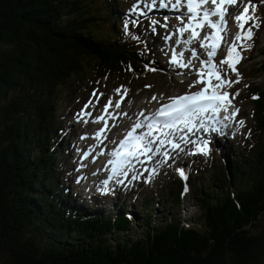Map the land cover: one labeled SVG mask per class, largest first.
<instances>
[{
	"label": "trees",
	"instance_id": "obj_1",
	"mask_svg": "<svg viewBox=\"0 0 264 264\" xmlns=\"http://www.w3.org/2000/svg\"><path fill=\"white\" fill-rule=\"evenodd\" d=\"M116 7L113 0H0V264H264V88L259 141L232 154L230 172L216 169L197 191L199 223L185 226L168 213L155 224L151 211L131 237L127 211L86 212L64 197L63 89L89 75L106 82L141 75L149 64L139 28L124 34ZM173 185L167 199L178 205L184 184L173 178Z\"/></svg>",
	"mask_w": 264,
	"mask_h": 264
},
{
	"label": "rangeland",
	"instance_id": "obj_2",
	"mask_svg": "<svg viewBox=\"0 0 264 264\" xmlns=\"http://www.w3.org/2000/svg\"><path fill=\"white\" fill-rule=\"evenodd\" d=\"M113 1L114 5L117 6L119 0ZM251 3L256 5V9L254 12L250 9V13L258 18L260 26L254 29L253 40L248 42L251 44V48L250 50L247 49L248 51L244 50L243 59L237 65L240 82L233 84L232 87L234 94L239 93L236 95L237 102L242 109V116L245 118V128L243 130L242 125H238L236 127L238 130L237 134H228L237 139L232 141L230 137L229 140L220 141V146L215 148L213 156L203 155L201 158L189 159L186 162L187 167H185L183 162L179 166L176 165V168L183 170L188 168L187 174L190 175L188 181L185 182L190 192L188 194L185 193V196L181 197L178 205H175L173 199H167V195H170L171 191L176 189L173 185V178L179 179L174 173V168L161 171L157 177L150 176L152 173L149 172L148 176L138 178L136 184L125 186L112 193L109 196L112 200H97L87 194L82 195L79 189L76 188L77 184H74L76 177L81 176L82 172L79 171L76 175L74 173V171L79 169L76 160L73 159L78 155V151H75L74 139L71 140V136L83 134V130L79 129V126L85 127V124L75 114L76 110L83 108L89 101L97 102V97H99V100L103 98L102 104L108 102L110 98L115 99L117 96H119L117 100H120L121 96L116 92L118 88L122 89L121 93H123L124 89H127V94L137 97V105H133L135 99L129 100L127 105L133 108L134 111H137L138 108H143L146 102L151 103L153 96H158L164 100L169 96H173L175 91L180 93L188 90L186 84L182 81L189 75L192 77V74L188 72L189 74L180 75V71L177 68H171L167 64L169 58L168 48L166 46L163 48L159 44V41H162L161 36H154L157 33L156 29L151 27L154 20L149 21L140 17L138 19L140 29L137 31L138 36H140L139 39L149 48L150 55L147 58V62L152 65L149 69L154 70L145 69L141 75L126 79H112L108 82L104 81L103 78L95 79L89 75L81 78L78 82H73V85L69 86L68 89H63L62 103L58 112V120L61 121V124H58L57 127L62 130L58 133V138H60L58 146L63 149L61 154H64L66 164L62 167L63 172L61 171L60 174L63 179L61 185L65 189L64 197L70 200L68 203L72 207H78L86 212L93 210L92 213L103 212L114 215L123 214L122 209L127 211L133 221L130 231L127 232L131 237L142 233L143 230L139 224L144 225L151 211L155 212L153 216L155 224L165 220L168 213L180 218L182 220L181 224L199 223L201 207L196 199L197 191L209 187L210 181L217 175L216 169L222 167L225 172H230L228 160H232V154L243 150L248 144L254 146L259 141L256 118L258 111L257 101L260 99V93L264 88V72L258 71V67L264 61L262 51L264 50V0H252ZM130 8L128 5L122 6L119 3V8L116 7L115 10V17L123 18L124 20L120 28L124 34H129L136 29L132 26L134 22L132 19L134 18L128 15ZM116 27L119 30L120 23H116ZM127 29L129 32H127ZM237 32L238 29L235 33L237 34ZM231 74L234 77V81L237 80V75L235 73ZM94 92L96 96L93 95ZM254 97L256 98L254 99ZM210 157L213 160L208 159ZM201 159H208V164L212 166L206 170H199L198 162L202 161ZM216 187L218 191H225L226 185L216 184ZM67 193L71 197L66 195ZM148 200L152 201L149 202Z\"/></svg>",
	"mask_w": 264,
	"mask_h": 264
},
{
	"label": "snow or ice",
	"instance_id": "obj_3",
	"mask_svg": "<svg viewBox=\"0 0 264 264\" xmlns=\"http://www.w3.org/2000/svg\"><path fill=\"white\" fill-rule=\"evenodd\" d=\"M154 3L155 0H153ZM168 3H171V0H167V2L161 0V6L167 7ZM236 4L237 0H174V3H171V6L175 9H185L182 15L178 17L182 21V26L176 29L181 35L190 33V36L183 42L193 44L199 41V46L205 49L207 59L201 61L202 67L197 70V79L189 85V89L195 88L197 85H202V87L197 91H189L183 95L168 97V102L162 103L150 115H146L143 111L140 112L139 117H142V119L137 118L135 120L131 129L126 132L123 139L119 141L118 146L110 154L112 158L108 161V164L111 165V175L108 180L120 176L127 177L135 167L134 161L144 163L140 159L141 157L151 161L153 155L160 154L163 156V160L159 162L166 163L171 158L168 151H162L166 145L173 150L182 151L181 142L184 144L192 143L196 144L195 153L210 154L209 140L205 139L199 142L190 140L187 134L198 131L208 132L211 124L221 122L217 119L221 112H229L230 94L224 89L240 82V74L236 66L243 59L242 51L245 49L250 50L251 44L248 42L253 40L254 29L260 26L258 18L250 13V9L252 12L255 11L256 5L249 0V3L244 5L243 11L234 17L238 32L232 42L228 44L226 56L220 60V65H226L231 73L237 75V80H231L228 78V72L223 71L215 63V58L222 46V33L227 31L228 7ZM165 19L167 20V17ZM185 20L186 22H184ZM152 23L156 24L157 21ZM164 26L167 27L166 24ZM205 28L211 29V31L202 37L201 32ZM165 39H171V37L165 36ZM176 43H179V41H176ZM170 63L184 68L190 66V62H184L183 53L178 56L173 52ZM116 92L121 96V99L113 104L110 98L104 105L102 114L96 117L94 121L96 123L103 122L104 125L96 132V139L101 143L103 138H106L104 134L109 129L106 118L111 115L109 109L113 107L119 109L124 97L127 95V89H124L121 93V89L118 88ZM238 94L232 95V99ZM93 95L96 96V93L94 92ZM151 99L157 100L158 97L153 96ZM98 100L99 97H97V102ZM91 104L92 101H89L85 108H88ZM238 114L239 109L231 112L230 115H225L223 119L230 120ZM123 115L127 116L128 114L123 113ZM79 116L83 119L84 116H91V113L82 110ZM84 122L87 123L88 121ZM239 123L243 125L244 121L241 120ZM142 129H146V131H139ZM211 131L220 132L221 130L213 126ZM156 133L159 135H155ZM174 135L179 136L180 142L172 139ZM178 171L179 175L186 180L187 176L183 169ZM153 173H155V169H153ZM137 178L136 175L132 176L133 180ZM108 180L104 181L105 185L108 184ZM116 183L123 184L124 181L117 179ZM104 191H107V188ZM185 191H187V187H185Z\"/></svg>",
	"mask_w": 264,
	"mask_h": 264
},
{
	"label": "bare ground",
	"instance_id": "obj_4",
	"mask_svg": "<svg viewBox=\"0 0 264 264\" xmlns=\"http://www.w3.org/2000/svg\"><path fill=\"white\" fill-rule=\"evenodd\" d=\"M155 18H160V16H156ZM246 51H248L247 49H246ZM177 94H179V93H176V94H174L173 96H175V95H177ZM163 102V101H162ZM121 124V123H120ZM116 131V129H114L113 130V132H115ZM71 134H72V131H71ZM107 160H108V158H107ZM106 164H107V161H106ZM87 167V166H86ZM105 167H106V165H105ZM81 176L83 177V174L81 173ZM81 176H79V177H81ZM83 195V194H82ZM123 210V209H122ZM105 214V213H104Z\"/></svg>",
	"mask_w": 264,
	"mask_h": 264
},
{
	"label": "clouds",
	"instance_id": "obj_5",
	"mask_svg": "<svg viewBox=\"0 0 264 264\" xmlns=\"http://www.w3.org/2000/svg\"><path fill=\"white\" fill-rule=\"evenodd\" d=\"M241 117L244 118V117L242 116V113H241ZM244 119H245V118H244ZM183 225L187 226V225H189V224H183Z\"/></svg>",
	"mask_w": 264,
	"mask_h": 264
}]
</instances>
